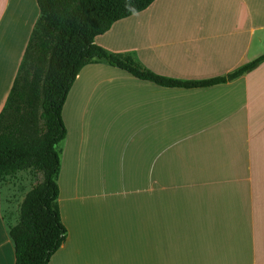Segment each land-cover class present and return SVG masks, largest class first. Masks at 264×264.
Returning a JSON list of instances; mask_svg holds the SVG:
<instances>
[{
    "label": "crops",
    "instance_id": "obj_1",
    "mask_svg": "<svg viewBox=\"0 0 264 264\" xmlns=\"http://www.w3.org/2000/svg\"><path fill=\"white\" fill-rule=\"evenodd\" d=\"M38 15L0 0V113ZM94 43L165 77L218 78L264 54V0H154ZM61 120L66 237L47 264H264V61L199 88L87 64ZM8 186L0 264L15 263Z\"/></svg>",
    "mask_w": 264,
    "mask_h": 264
},
{
    "label": "trees",
    "instance_id": "obj_2",
    "mask_svg": "<svg viewBox=\"0 0 264 264\" xmlns=\"http://www.w3.org/2000/svg\"><path fill=\"white\" fill-rule=\"evenodd\" d=\"M154 0H36L38 18L0 113V182L20 171L40 176L9 228L14 264H47L63 244L66 229L57 204L60 145L65 136L61 108L81 68L107 62L140 80L164 87L199 88L232 81L264 61V54L224 76L182 81L158 75L132 56L107 52L96 36Z\"/></svg>",
    "mask_w": 264,
    "mask_h": 264
},
{
    "label": "rangeland",
    "instance_id": "obj_3",
    "mask_svg": "<svg viewBox=\"0 0 264 264\" xmlns=\"http://www.w3.org/2000/svg\"><path fill=\"white\" fill-rule=\"evenodd\" d=\"M39 180V175H35L28 171H20L14 177L6 179L5 183L9 184L8 189L11 192L7 194L10 198L9 200L7 199V202L13 203L12 208H14V211L10 212L7 208V210H5V216L8 214L6 220L9 228L13 227L18 222L20 204L26 194L39 182Z\"/></svg>",
    "mask_w": 264,
    "mask_h": 264
}]
</instances>
